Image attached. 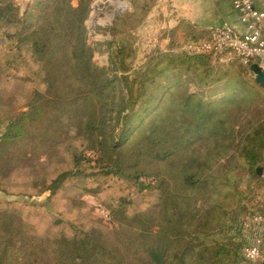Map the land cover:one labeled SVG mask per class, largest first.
<instances>
[{
    "label": "trees",
    "instance_id": "16d2710c",
    "mask_svg": "<svg viewBox=\"0 0 264 264\" xmlns=\"http://www.w3.org/2000/svg\"><path fill=\"white\" fill-rule=\"evenodd\" d=\"M89 2L80 0L73 6L70 0H35L33 7H41V13L19 15L12 0H0V26L15 27L5 36L29 46L46 70L44 89L36 88L33 93L43 95L40 101L34 98L18 108L2 107L0 99V125H5L0 145L28 138L50 120L81 112L72 125L74 134H59L66 152L64 165L69 169L59 171L58 163L53 162L49 175H54L40 190L47 192L52 202L62 198L68 211L70 204L75 213L69 226L73 225L75 233L37 238L13 229L9 215L0 212V264H242L243 242L237 238L240 225L248 212L262 213L264 208L259 209L253 201L251 208L241 203L240 213L228 216L223 212V220H214L210 213L219 205L212 204L204 217L197 203L210 201L215 166L226 164L229 154L239 146L251 176L264 185V119L242 133V100L231 95L237 91L229 90L230 94L215 99V90L204 94L202 87L212 75V63L221 61L213 53L173 51L171 43L154 52L153 63L130 74L124 59L133 43L132 29L106 41L111 67L98 66L92 61L94 48L86 42L84 22ZM206 36L204 30L191 33L189 39ZM114 41L117 43L112 49ZM229 61L238 65L240 74L252 64L243 65L237 58ZM190 75L195 78L197 91L191 92L184 83ZM235 83L240 90L248 85L243 77ZM227 101L233 105L226 107ZM183 143L190 150L185 149L181 162L168 159ZM86 150H94L96 157L88 158ZM82 160L92 164L93 172L88 173L92 177L129 179L139 192L157 190L156 213L132 210L134 202L121 198L109 209L112 218L108 231H82L86 224L79 227L80 222L89 219L85 203L63 198L67 190L64 180L84 181L86 175L76 169ZM153 161L164 163L160 168H174L179 193L166 190L163 175L148 172ZM257 167H261V174H257ZM74 182L69 187L79 185ZM227 217L232 224L225 222ZM231 230L233 235L227 234ZM218 234L221 239L215 238Z\"/></svg>",
    "mask_w": 264,
    "mask_h": 264
},
{
    "label": "rangeland",
    "instance_id": "374dc122",
    "mask_svg": "<svg viewBox=\"0 0 264 264\" xmlns=\"http://www.w3.org/2000/svg\"><path fill=\"white\" fill-rule=\"evenodd\" d=\"M12 1L18 7L19 15L27 11H34L36 15L41 13V7H33L35 0ZM70 2L73 6H77L80 0H70ZM152 2L153 0H90L88 15L84 23L87 28L86 42L94 48L92 56L94 63L98 66L111 67L106 41L112 40L115 36L118 37L120 31L129 33V30L133 29V43L131 45V42L127 41L131 46L126 52L128 56L124 59L130 74H136L147 64L153 63L155 61L154 52L157 49H164L165 46H170L173 41L179 43L174 44V47H178L186 40L183 35L181 36L176 31L169 32L167 35V33L162 32V29H158L160 10L151 11ZM147 15L148 17L149 15L156 16V18H146ZM114 26L116 29H113ZM14 30L15 27L0 26V69L2 72L0 99H2V107L14 105L21 108L26 105L28 100L37 98L35 100L40 101L43 97L42 94L35 96L33 93L36 88L44 89L43 79L46 70L42 61L32 55L29 46L25 43L17 44L16 39H8L5 36L4 33H12ZM165 37L170 39L167 43ZM116 43V41L112 43V49ZM18 45L20 47H17ZM212 64V75L207 79L208 83L202 87L204 94L208 95L210 91L215 90L217 91L215 99L226 95L229 90H236L237 93L231 95L242 100V115L239 118L240 131L244 133V129L249 131L255 128L264 119V89L254 82L249 67L240 74L238 65L234 62L221 59V61L215 60ZM116 72L120 74L119 70ZM241 77L248 82L247 87L242 90L235 83ZM184 83L189 86L191 92L197 91L195 78L192 75ZM225 84H228V87L223 90L222 86ZM232 105V101H230L226 107ZM80 115L81 112L77 116H73L70 112L69 118L60 117L40 125L38 130L28 138L0 145V212L9 215L13 229L30 232L37 238L48 237L49 239L75 233L72 229L73 225L69 226V221L75 213L74 209H70V204L68 211L63 204L64 200L60 198L61 200L56 202L57 206H54L56 203L48 200L47 192H40V190L54 175L53 172L49 175L51 172L49 169L53 162L58 163V168H61L59 171L64 168L69 169L67 165H64L66 152L63 150V144L61 145L59 142V134L64 131H67L69 135L74 134L75 128L72 125L75 124ZM4 128L5 125H0V136L4 132ZM239 140L237 137L236 141ZM187 148L190 150L189 145L183 143L182 146L178 147L176 153L169 156L168 159L172 157V160L177 159V162L180 163L181 155ZM233 151L234 157L230 153L226 164L215 166V175L212 179L214 190L210 201L203 203L198 201L197 203L201 209V215L204 217L207 210L215 203L219 205V209L210 213L212 216L210 218L214 220H223V212H226L228 216L240 213L242 204L251 208L250 202L252 201L259 209L264 208V185L251 176L242 157L241 146ZM82 163L76 168L86 175L82 184H79L77 178L66 179L63 182L67 185L63 198L67 196L71 201L82 200L86 205L85 210L89 211L87 213L88 221L80 222L79 227H81V223L86 224L85 227L80 228L82 231H108L111 228L109 222L112 218L108 214L109 209L115 207L121 198L125 201L131 199L134 202L132 210L138 209L149 211L150 214L156 213V205L160 198L157 190L146 189L139 192L129 179L124 180L116 177L104 179L99 175L92 177L88 175V173L93 172L92 164H88L84 160ZM162 164L164 165V163L153 161L148 167V172L153 176H156L157 172L163 175L168 183L166 190L176 191L175 188L178 186L174 183L176 178L174 168L170 166L167 169L160 168ZM96 171L98 170L96 169ZM74 181L79 185L69 187L75 183ZM18 191L20 192L17 193ZM143 193H148V195L145 196ZM234 218H237V215ZM57 220L61 221L57 222ZM225 222L232 224L228 217ZM235 227L236 224L233 228H238V226ZM230 233L232 234V230L227 231V234ZM237 233L239 234V232ZM215 238L221 239L222 235L218 234ZM237 238L243 244L248 241L242 231ZM242 259L244 258L242 257Z\"/></svg>",
    "mask_w": 264,
    "mask_h": 264
},
{
    "label": "built area",
    "instance_id": "2783aa9c",
    "mask_svg": "<svg viewBox=\"0 0 264 264\" xmlns=\"http://www.w3.org/2000/svg\"><path fill=\"white\" fill-rule=\"evenodd\" d=\"M232 4L243 24L242 29L227 22L211 25L206 28V37L187 39L172 50L188 54L213 53L226 61L237 58L243 65L260 58L264 65V11L256 9L253 0H232ZM85 154L90 159L96 157L94 150H87ZM240 229L248 238L242 246L244 260L264 263V212H248Z\"/></svg>",
    "mask_w": 264,
    "mask_h": 264
},
{
    "label": "crops",
    "instance_id": "0c3cea01",
    "mask_svg": "<svg viewBox=\"0 0 264 264\" xmlns=\"http://www.w3.org/2000/svg\"><path fill=\"white\" fill-rule=\"evenodd\" d=\"M253 3L256 9L264 11V0H253ZM150 10L153 12L160 10L158 14L159 23H157L159 30L162 29V32L167 33V35L169 32L176 31L181 36L183 35L186 40L193 32L198 33L206 30L208 26L223 22H227L238 29L243 28L232 0H153ZM146 18H156V16L149 15L148 17L147 15ZM165 38L167 43L170 39H168L169 37ZM172 43L179 44L177 41ZM182 43L178 46L180 47ZM253 63L261 64L260 58L253 60ZM242 264L264 263L244 261Z\"/></svg>",
    "mask_w": 264,
    "mask_h": 264
},
{
    "label": "water",
    "instance_id": "95a60500",
    "mask_svg": "<svg viewBox=\"0 0 264 264\" xmlns=\"http://www.w3.org/2000/svg\"><path fill=\"white\" fill-rule=\"evenodd\" d=\"M250 70L253 74L254 82L264 89V66L260 63H253L250 66ZM256 172L261 174V167H257Z\"/></svg>",
    "mask_w": 264,
    "mask_h": 264
}]
</instances>
